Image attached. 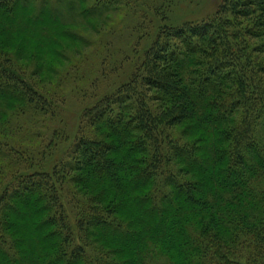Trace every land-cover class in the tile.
Returning <instances> with one entry per match:
<instances>
[{"label": "trees", "instance_id": "1", "mask_svg": "<svg viewBox=\"0 0 264 264\" xmlns=\"http://www.w3.org/2000/svg\"><path fill=\"white\" fill-rule=\"evenodd\" d=\"M174 2L0 0L3 33L20 27V3L30 24L72 11L108 36L111 19L137 17L119 64L131 72L83 109L74 137L46 139L66 109L40 84L46 54L26 68L0 50V264H264V0L180 23ZM63 22L72 43L91 41Z\"/></svg>", "mask_w": 264, "mask_h": 264}, {"label": "rangeland", "instance_id": "2", "mask_svg": "<svg viewBox=\"0 0 264 264\" xmlns=\"http://www.w3.org/2000/svg\"><path fill=\"white\" fill-rule=\"evenodd\" d=\"M174 1V7L170 13L173 23H180L187 19L200 20L206 18L215 12L220 2V0ZM29 6V3L19 4L18 20L21 24L20 27L15 30L8 29L11 30L10 33L0 31V50L6 49L17 52V55L22 56L17 62L22 63L21 65L26 68L35 67L31 63L32 60H30L35 53L38 54L42 51L46 54L45 68L50 69L52 66L54 68L47 73V76L40 84L43 85L42 87L45 90L57 95L60 94L59 92H63L66 97V109L60 117L49 124L46 139L52 136L53 131L62 132V130L68 137H74L78 132L80 115L83 109L105 93L113 90L131 72L130 67H124L123 65L122 68H119V64L122 61L121 55L130 50L132 51V47L136 43V34L132 32V29L137 22V17L115 18V21L113 20L114 18L111 19L109 24L103 27V30H105L110 26L109 29L113 30V33L108 36L107 32L101 34L91 29L87 20L75 22L77 16L72 11H64L61 16H58L54 11L47 12L44 18L37 22L35 21V24H30L25 20L28 18L27 10ZM56 18L60 20L58 21ZM61 20L65 22H63L64 24L73 22L76 31H80L90 38L91 41L87 42L86 45L82 42L72 43L62 33ZM44 23L46 24L47 32H49V38L41 34L40 25H44ZM100 23L97 20V24ZM93 40L94 43L92 42ZM44 44H46L45 48ZM74 45H78L81 52L77 51ZM59 52H63V54L61 53V55ZM64 54L69 55L68 60H66ZM37 63L43 64L38 59ZM62 77L65 78L61 79ZM1 107L3 106L0 105ZM190 123L189 121L185 122L177 128L182 130V128L190 126ZM198 134L194 128L185 134V138L193 141ZM17 140L18 138H15L18 143ZM35 220H37L36 216L30 217L26 215L24 218L19 217L18 222L21 225L23 224L25 228L24 235L22 234L21 237L27 238L30 236L31 238L33 236V222ZM23 248L27 252H31V250L35 249V245L30 242L28 248Z\"/></svg>", "mask_w": 264, "mask_h": 264}]
</instances>
